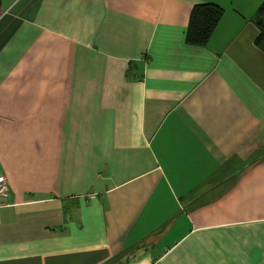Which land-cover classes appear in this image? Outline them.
Instances as JSON below:
<instances>
[{
  "label": "crops",
  "instance_id": "0c3cea01",
  "mask_svg": "<svg viewBox=\"0 0 264 264\" xmlns=\"http://www.w3.org/2000/svg\"><path fill=\"white\" fill-rule=\"evenodd\" d=\"M262 1L0 0V264H264Z\"/></svg>",
  "mask_w": 264,
  "mask_h": 264
},
{
  "label": "trees",
  "instance_id": "16d2710c",
  "mask_svg": "<svg viewBox=\"0 0 264 264\" xmlns=\"http://www.w3.org/2000/svg\"><path fill=\"white\" fill-rule=\"evenodd\" d=\"M221 14V8L215 4L202 2L193 4L184 33L188 44L202 45L208 39ZM258 30L254 44L264 51V0L258 5L253 17Z\"/></svg>",
  "mask_w": 264,
  "mask_h": 264
},
{
  "label": "built area",
  "instance_id": "2783aa9c",
  "mask_svg": "<svg viewBox=\"0 0 264 264\" xmlns=\"http://www.w3.org/2000/svg\"><path fill=\"white\" fill-rule=\"evenodd\" d=\"M6 193H7L6 180L3 174L0 172V206L5 204Z\"/></svg>",
  "mask_w": 264,
  "mask_h": 264
}]
</instances>
